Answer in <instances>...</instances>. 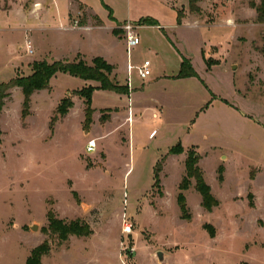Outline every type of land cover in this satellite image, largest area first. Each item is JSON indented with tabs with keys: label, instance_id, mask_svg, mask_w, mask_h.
Returning <instances> with one entry per match:
<instances>
[{
	"label": "rangeland",
	"instance_id": "1",
	"mask_svg": "<svg viewBox=\"0 0 264 264\" xmlns=\"http://www.w3.org/2000/svg\"><path fill=\"white\" fill-rule=\"evenodd\" d=\"M80 1L70 25L104 27L54 28L51 12L67 13V0L41 19L30 14L38 0H0V83L80 50L89 65L103 56L112 79L130 87L101 89L59 72L25 117L22 89L10 90L0 114V264H26L36 248L40 264H264V23L250 5L259 0H200L199 13L189 0ZM28 20L34 30L21 28ZM129 21L141 40L133 47L119 29ZM183 56L198 76H177ZM204 56L228 59L208 68ZM145 60L151 74L142 78ZM86 86L96 87L89 120L76 94ZM66 97L73 106L58 114ZM177 144L185 151L169 154ZM189 149L219 202L211 211L193 179L180 208Z\"/></svg>",
	"mask_w": 264,
	"mask_h": 264
},
{
	"label": "trees",
	"instance_id": "2",
	"mask_svg": "<svg viewBox=\"0 0 264 264\" xmlns=\"http://www.w3.org/2000/svg\"><path fill=\"white\" fill-rule=\"evenodd\" d=\"M200 0H189V9L191 12L199 13L201 12V7L199 5ZM250 5L256 9L257 21L264 23V0H259V3L251 1ZM178 22L181 23L185 13L182 9L177 11ZM146 22V21H144ZM119 30V29H118ZM117 31V30H116ZM118 32V31H117ZM205 58L206 64L209 68L216 64ZM31 72L26 75H17L8 82L0 83V114L2 112L3 106L5 105L6 98L10 96L11 89L14 87H20L24 95V107H23V117L28 115L30 108L31 97L34 92L38 90H45L50 88V81L53 76L59 72H68L71 75L81 77L85 80L97 81L99 84L96 86L101 89L112 90L117 92H129L128 85H120L114 79H112V66L102 57H95L93 59V65H89L84 59L76 60H55L49 62L47 60L34 61L31 64ZM178 77H189L198 76L190 58L184 57L181 62V67ZM95 86H86L81 89L76 90V94L83 99L85 105L86 119L89 120L92 114V95L96 88ZM73 106V101L66 97L64 98L57 108V113L64 115L69 112L70 108ZM2 134L0 128V136ZM185 151V148L177 144L172 147L169 154H181ZM192 154V150L187 151V157L185 160V177L179 185L181 193L178 196V202L181 210L184 212L186 209L185 196L183 190L188 189L191 186V180H195V188L201 194L202 205L208 211H211L213 207L218 205V200L212 195L211 187L207 184L203 170L198 165V157ZM159 160L155 166L154 170V186H158L160 182V172L163 169V160ZM72 225V226H71ZM74 224H69L68 229L73 227ZM55 227V226H54ZM63 227L61 222L59 223V228ZM75 227V226H74ZM56 228V227H55ZM214 235V233H211ZM41 262V251L36 248L31 257L27 260L26 264H40Z\"/></svg>",
	"mask_w": 264,
	"mask_h": 264
},
{
	"label": "crops",
	"instance_id": "3",
	"mask_svg": "<svg viewBox=\"0 0 264 264\" xmlns=\"http://www.w3.org/2000/svg\"><path fill=\"white\" fill-rule=\"evenodd\" d=\"M40 3H42V6L40 7V9L39 8H35V9H33V11H30L31 13L30 14H33V15H35V14H38L39 13V17H40V19L42 18V16L43 15H46L47 14V12H48V10H49V8L50 7H53V6H55L56 7V10L58 9V7H60V2H61V0H38ZM80 3H82L80 0H78ZM46 4V6H44ZM83 4V3H82ZM44 6V7H43ZM58 6V7H57ZM67 13H65V14H60L59 12H57V18H56V16H54V14H53V12H51V18L56 22L57 20L59 21V24H57L56 25V23L54 24V22H52L51 24H54V28H57V29H59V30H64V31H67V32H69V31H90V30H92V29H98V28H101V27H104L105 25L103 24V22L101 21V23L100 24H98V25H96V26H93L91 23H90V21L88 20V22H84L83 24H81L80 26H71L70 25V22H69V20H68V18H69V15L70 14H74V15H76V13L75 12H77V8H76V6H75V3H74V0H67ZM52 10V9H51ZM41 11H43V12H41ZM53 11V10H52ZM30 16V15H29ZM101 20V19H100ZM190 25H194L193 23H190ZM112 25H110V27H111ZM21 28L22 29H24L25 31L26 30H34V28H35V25L34 24H31V23H29V20H28V24H22L21 25ZM88 29V30H87ZM118 33V32H117ZM118 35H119V33H118ZM141 42V41H140ZM215 44V43H214ZM213 44V45H214ZM35 46H36V50H37V52L38 53H40V55H41V53L43 52V46L41 45V43L40 44H38L37 42H35ZM219 46V50H218V54H222V52H223V49L220 47V45H218ZM229 51V49H226V51ZM228 51H227V53H228ZM79 54H81L82 55V59H86V56H85V54H83L80 50H76L75 51V53L73 54V55H75L76 56V58L74 59V60H76L77 59V55H79ZM223 55V54H222ZM74 56V57H75ZM95 57H102V58H104L103 56H100V55H97V56H94L93 57V59L95 58ZM206 57V56H205ZM226 57H229V56H227L226 55ZM225 56H223V57H221L220 56V59H221V61L219 62V63H216V64H214V65H212V66H215V65H219L220 63L222 64L223 63V61H226L228 58H226ZM206 58H208V57H206ZM48 59V58H47ZM47 59H44V58H42L41 60H36V61H42V60H47ZM55 60H60V59H57V58H55V59H53V61H55ZM66 60H69V59H66ZM191 60V59H190ZM48 61V60H47ZM72 61V60H71ZM85 61H87V60H85ZM106 61H107V59H106ZM193 65V64H192ZM211 66V67H212ZM232 67L233 68H235V64L233 63L232 64ZM209 68V67H208ZM196 70V69H195ZM197 72V71H196ZM151 74V73H150ZM197 74H198V72H197ZM191 77H195V76H190V77H183V78H191ZM117 82V81H116ZM128 87H129V85H128ZM129 89H130V87H129ZM46 90V89H45ZM128 116V115H127ZM112 118V121H113V116L111 117Z\"/></svg>",
	"mask_w": 264,
	"mask_h": 264
},
{
	"label": "built area",
	"instance_id": "4",
	"mask_svg": "<svg viewBox=\"0 0 264 264\" xmlns=\"http://www.w3.org/2000/svg\"><path fill=\"white\" fill-rule=\"evenodd\" d=\"M137 25L131 21L125 22L119 26V29L123 30L125 32V39L127 41L128 47H133L135 45L140 44V37L138 32L135 30ZM25 47L28 53L33 54L34 48L32 41L30 39H27L25 41ZM150 61L145 60L141 65L137 66L139 75L142 78H147L151 71H150ZM129 68H132V66H129ZM97 150V140L95 138H91L86 143V151L91 153Z\"/></svg>",
	"mask_w": 264,
	"mask_h": 264
},
{
	"label": "water",
	"instance_id": "5",
	"mask_svg": "<svg viewBox=\"0 0 264 264\" xmlns=\"http://www.w3.org/2000/svg\"><path fill=\"white\" fill-rule=\"evenodd\" d=\"M33 228H36V225H33ZM159 259H162V252L158 253Z\"/></svg>",
	"mask_w": 264,
	"mask_h": 264
},
{
	"label": "bare ground",
	"instance_id": "6",
	"mask_svg": "<svg viewBox=\"0 0 264 264\" xmlns=\"http://www.w3.org/2000/svg\"><path fill=\"white\" fill-rule=\"evenodd\" d=\"M127 230H129V228H127Z\"/></svg>",
	"mask_w": 264,
	"mask_h": 264
}]
</instances>
